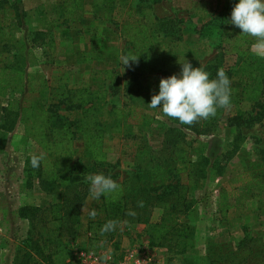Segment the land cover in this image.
Returning <instances> with one entry per match:
<instances>
[{
	"label": "rangeland",
	"instance_id": "374dc122",
	"mask_svg": "<svg viewBox=\"0 0 264 264\" xmlns=\"http://www.w3.org/2000/svg\"><path fill=\"white\" fill-rule=\"evenodd\" d=\"M131 3L138 7L135 17L152 30L157 53L164 58L176 57L175 71L150 74L169 78L181 73V63L192 60L196 65L205 66L214 59L221 36L227 32L230 13L238 2L131 0ZM55 4L56 0H0V66L9 63L10 68L33 74L46 64L41 61L61 58L58 60L62 64L60 68L56 67L57 70L46 64L44 70L49 79L41 73L47 80V86L61 91L65 80L60 75L69 65L62 66L66 58L73 55L79 60L84 53H93L98 44L101 48L99 55L104 57H100L98 63L78 65L73 74L69 70L71 72L68 71L67 76L70 79L66 81L65 88L76 90L87 86L107 90L109 95L105 103H99L101 115L105 118L112 107L133 108L139 114L148 111L155 115L148 126L128 128L129 135L125 137L112 133L105 135L106 161L113 167L106 176L117 174L116 180L121 182L135 172L138 144L141 143L139 138L144 139L146 145L159 148L172 123L162 109L149 107L147 75H132L131 62V67L124 66L122 57L130 47L121 34V23L105 19L103 11L92 10L89 4L83 14L77 16V22H62ZM172 32L181 40L172 39ZM100 39L105 42L100 43ZM250 55L261 68L258 73L264 93V53H259L252 46ZM240 65L236 58H224L223 67L233 72ZM109 74H114V78L108 79ZM32 80L34 86L38 84L37 78ZM35 87H25L18 80L16 84L8 85L0 95V125L12 124L10 111L21 106L27 108L20 114L19 125H12L11 131L5 132L0 128V164L3 167V174H0V264H11L16 249L23 246L30 234L45 235L38 220L29 221L19 216L22 208L43 209L62 200L59 191L63 188L46 194L39 181H29L26 176L27 156L36 153L34 142L28 139L33 126L30 108H47L56 103L50 90L37 93ZM231 90L232 106L225 112L230 117L237 109L246 113L243 123L230 126L224 118L217 134L193 137L197 138L193 151H200L209 164L205 178L197 181L193 208L176 216L178 223L194 229L193 236L187 241L180 240L179 245L171 250L147 249L145 246L150 242L151 228L120 222L111 239L101 237L87 250L109 255L117 264L125 263L136 250L140 254L149 251L154 258L153 264H264V115L258 106L240 100L237 76L231 79ZM260 105H264V94ZM58 114L68 120L79 118L77 112L61 111ZM57 126L58 123L52 125ZM185 133L192 136L188 131ZM82 148L81 139L75 138L74 174H80L82 168L80 177L90 185L86 177L102 172L92 171L91 162L80 158ZM18 185H21L20 195L16 190ZM92 201L89 193L79 216L82 228ZM79 234L80 237L75 239L63 237L68 250L86 249L88 243L81 231ZM29 264L37 263L30 260Z\"/></svg>",
	"mask_w": 264,
	"mask_h": 264
},
{
	"label": "trees",
	"instance_id": "16d2710c",
	"mask_svg": "<svg viewBox=\"0 0 264 264\" xmlns=\"http://www.w3.org/2000/svg\"><path fill=\"white\" fill-rule=\"evenodd\" d=\"M87 4L92 10L103 11L105 19L121 23V34L130 47L124 52V56L129 54L138 56V62L130 61L133 68L131 72L134 76L147 75V84H150L146 90L151 101L153 95L159 94L162 78L150 74L163 70L175 71L176 57L164 58L157 53L153 32L147 24L135 17L138 7L132 6L131 0H56L55 7L59 9L62 22L73 23L78 21L77 16L83 14ZM169 24L167 22V25ZM171 35L172 39L181 40L175 32ZM255 43V38L242 34L239 28L229 22L227 32L221 36L218 44L219 51L204 69L210 73V79L217 78L220 68L225 70L230 81L237 76L240 100L258 106L263 116L264 105H260V99L264 93L258 73L261 68L258 61L251 59L250 55V48ZM91 54L92 51L86 56L90 57ZM225 57L236 58L241 64L236 72L223 67ZM85 61L89 63L88 59ZM189 62L194 68L200 66L192 60ZM8 65L9 63L0 66V95L4 94L8 85L16 84L19 80L23 86L25 84L31 89L36 86L37 93H46L50 90L56 99V103L47 108L44 106L39 109L30 108L33 112V126L29 130L31 136L28 139L34 142L36 153L33 154L44 153L45 159L39 168H33L31 155H28L25 170L28 180L39 181L46 194L63 188V191H59L62 195L59 203L43 209L22 208L19 216L29 221L38 220L45 230V235L30 234L23 246L16 249L11 264H29L30 260L37 264H65V260L73 258L74 251L66 248L62 241L63 237L66 235L75 239L80 237L81 231L88 245L86 249L78 250L89 251L87 249L99 238L111 239L114 235L115 231L103 235L97 232L109 220L150 227L148 247L151 249L171 250L179 245L180 240L187 241L193 236L192 227L176 221V216L186 214L193 208L197 181L205 178L206 167L209 164V160L202 156L200 151H193V144L197 140L193 137L217 134L219 124L224 118L228 125L238 126L243 123V116L246 113L237 109L235 115L230 117L225 112L226 108H218L214 117L201 119L193 125H181L178 120L170 118L168 120L172 125L164 133L165 137L162 138L159 148H152L146 145L144 139L139 138L141 143L138 144L139 152L134 174L121 182L116 180L117 174L111 175V178L121 186L122 192L115 200L104 196L98 200L93 199L86 213L85 226L82 228L79 216L82 215L85 199L90 193V185L80 177L82 168L79 170L80 174H74L75 137L80 136L83 143L80 158L91 162L92 171L99 170L106 176L113 167L106 161L105 135L112 133L125 137L129 135L128 128L148 126L154 121L155 115H150L148 111L139 114L133 108L125 110L112 107L105 118L101 115L99 103H105L109 94L102 87L93 89L86 86L70 90L65 88L67 86L65 82L64 88L57 91L58 89L54 90L46 85L47 80L45 81L42 75L40 77L36 73H27L24 77L23 70L10 68ZM33 78L38 79L35 86ZM111 78H114V74L108 75V79ZM232 94L233 92L231 106ZM20 108L21 112L27 110L25 106ZM18 109L9 112L13 117L12 124L8 125L5 121L7 126L0 125L3 131H11L12 125L18 123L20 118ZM61 111L79 112L80 118L68 120L58 114ZM56 123L58 126L52 127ZM109 123H113V127L109 126ZM185 131L190 132L192 136ZM138 202H143V207L138 206ZM93 209L97 212L94 219L90 216ZM129 211H134L136 215H127Z\"/></svg>",
	"mask_w": 264,
	"mask_h": 264
},
{
	"label": "clouds",
	"instance_id": "9594fccd",
	"mask_svg": "<svg viewBox=\"0 0 264 264\" xmlns=\"http://www.w3.org/2000/svg\"><path fill=\"white\" fill-rule=\"evenodd\" d=\"M229 22L239 28L242 34L255 38L253 48L264 53V0H239ZM130 61L138 62V56L129 54L122 57L124 66L131 67ZM181 64L179 75L161 79L159 94L152 96L150 108H161L164 116L178 120L181 125H193L201 119L214 117L218 108L231 106V81L223 68L218 70L217 78L210 79V73L205 71L204 66L194 68L189 61ZM44 159V153L31 155L32 167L39 168ZM86 181L90 182L93 199L104 196L115 200L122 192L121 186L110 175H88ZM138 206L143 207V202H138ZM96 215L93 209L90 216L94 219ZM127 215L135 216L136 213L129 211ZM117 227V221L109 220L101 228V235L115 231ZM102 260L106 261L107 257H102Z\"/></svg>",
	"mask_w": 264,
	"mask_h": 264
},
{
	"label": "crops",
	"instance_id": "0c3cea01",
	"mask_svg": "<svg viewBox=\"0 0 264 264\" xmlns=\"http://www.w3.org/2000/svg\"><path fill=\"white\" fill-rule=\"evenodd\" d=\"M103 42H105L104 40H101L100 39V43H103ZM98 43H99V40H98ZM95 49H96V51L94 50L93 51V53H92V56L91 57H88V55L86 56V54L88 53V52H90V51H88V52H86V53H84L82 56H81V58L79 59V60H76L75 59V56H73V55H70L68 58H66V60L63 62V64L64 65H62V66H67L68 64V66L67 67H64V69H63V73H61V74H63V75H60V76H62L63 78H64V80H65V82L67 81V80H69L70 79V77L69 76H67L68 75V73L69 72H71V71H69V70H72V72L70 73V74H73V72H76L77 70H78V65H83V64H93V63H98V60H99V58L100 57H104L103 55H99V51L101 50V48H99V45L98 44H96L95 45ZM95 52H96V54H95ZM79 57V56H78ZM58 59H61V58H56V57H54V59L53 60H49V62L48 61H46V64L48 65V67H50L51 66V68L52 69H54V70H57L56 69V67H59L60 68V65L62 64V62H59V60ZM86 59H88V62L89 63H85L86 61ZM75 60V61H74ZM85 61V62H84ZM74 62H75V64H74ZM43 63H44V61H43ZM46 64L43 66V68H41V67H38L37 69H38V72H36V75L38 76H40L41 77V73L42 74H44L45 75V77H48V79H49V76H48V74H47V72L44 70V68L46 69L47 68V66H46ZM50 68V69H51ZM66 68V69H65ZM47 70H49V69H47ZM69 71V72H68ZM27 75V72H25L24 71V77ZM51 77V76H50ZM69 77V78H68ZM50 79H52V78H50ZM64 82V83H65ZM24 86L26 87V85L24 84ZM77 113H79V112H77ZM79 118H80V113H79ZM78 119V118H77ZM19 123H20V118H19V120H18V123H17V125H19ZM75 138H81L80 136H76ZM0 174H3V167H2V165L0 164ZM19 188V189H18ZM6 189V188H5ZM17 191H19V195L21 194L20 193V190H21V185H20V187H19V185H18V187H17V189H16ZM147 249H150L149 247H148V245H146L145 246ZM156 253V252H155Z\"/></svg>",
	"mask_w": 264,
	"mask_h": 264
},
{
	"label": "built area",
	"instance_id": "2783aa9c",
	"mask_svg": "<svg viewBox=\"0 0 264 264\" xmlns=\"http://www.w3.org/2000/svg\"><path fill=\"white\" fill-rule=\"evenodd\" d=\"M21 114V108L18 109ZM102 257H107L106 261ZM154 258L149 251L140 254L139 251L132 252L127 261L123 264H153ZM65 264H117L109 255H104L92 251L77 250L74 251L73 258L65 260Z\"/></svg>",
	"mask_w": 264,
	"mask_h": 264
}]
</instances>
